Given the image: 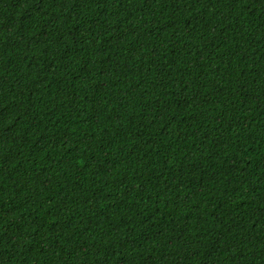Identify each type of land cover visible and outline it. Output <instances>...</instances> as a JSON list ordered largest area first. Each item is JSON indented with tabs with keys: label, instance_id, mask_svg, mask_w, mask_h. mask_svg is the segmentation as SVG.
I'll return each mask as SVG.
<instances>
[{
	"label": "trees",
	"instance_id": "16d2710c",
	"mask_svg": "<svg viewBox=\"0 0 264 264\" xmlns=\"http://www.w3.org/2000/svg\"><path fill=\"white\" fill-rule=\"evenodd\" d=\"M0 264H264V0H0Z\"/></svg>",
	"mask_w": 264,
	"mask_h": 264
}]
</instances>
